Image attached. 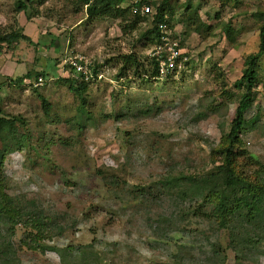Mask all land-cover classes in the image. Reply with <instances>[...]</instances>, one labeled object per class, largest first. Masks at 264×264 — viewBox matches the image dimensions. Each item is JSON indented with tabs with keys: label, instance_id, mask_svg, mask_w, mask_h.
<instances>
[{
	"label": "rangeland",
	"instance_id": "obj_1",
	"mask_svg": "<svg viewBox=\"0 0 264 264\" xmlns=\"http://www.w3.org/2000/svg\"><path fill=\"white\" fill-rule=\"evenodd\" d=\"M19 1L0 0V35L20 30L31 38L0 52L2 113L20 118L18 134L27 137L7 141L4 192L27 212L34 201L49 230L35 251L21 225L0 222V264H264V251L236 260L195 179L221 160L241 94L234 84L259 49L264 0L171 1L170 36L183 60L158 80L120 74L119 58L135 54L150 69L151 18L139 10L149 5L134 4L162 0H125V20L89 19L77 0H36L38 14L19 12ZM75 57L93 74L86 118L61 81ZM43 72L46 79L37 77ZM247 120L239 153L252 176L264 166V57Z\"/></svg>",
	"mask_w": 264,
	"mask_h": 264
},
{
	"label": "trees",
	"instance_id": "obj_2",
	"mask_svg": "<svg viewBox=\"0 0 264 264\" xmlns=\"http://www.w3.org/2000/svg\"><path fill=\"white\" fill-rule=\"evenodd\" d=\"M77 1L84 7H87L86 15L89 19L106 17L125 20L131 13V7H122L125 0ZM171 1L173 0H162L159 2L143 1L134 4L135 7L140 8L146 3L152 9V12L145 18L148 21L151 18L152 24V28L145 34V39H149L155 45V49L162 43V34L159 26L165 24L168 27V31L172 32L174 30L172 21L175 12L170 4ZM227 1L230 2L232 0ZM35 2L36 0L19 1L17 3L18 11L26 13L32 10L34 14H38L36 12L37 10H34L33 3ZM141 19V16L138 14L133 30H137L136 24H140ZM209 29L211 30V27ZM226 32H231V28L227 27ZM259 37L260 44L258 51L246 58L243 75L234 84L235 89L241 94L239 96V104L236 109L235 118L230 124L228 134H224L219 147L221 155L219 165L211 173L195 178L197 185L203 191L205 202L213 207L207 213V217L217 222L220 228L228 233L230 240L229 249L236 253V260L238 262L243 261L247 255L264 251V166H260V169L254 175L248 176L241 170L242 164L240 158L245 157V155L242 156L239 153V149L242 148L241 133L247 124V115L254 107L256 91L260 83V64L264 57V21L260 28ZM21 39L31 41V38L23 34L20 30H14L0 35V52L3 50V45H12ZM56 41L53 40L51 45L54 47L57 46ZM119 62L121 64L120 74L134 71L135 75H138L139 78L144 80H158L162 76L160 61L157 57L152 59L149 65L150 69L147 70L144 69L145 65L141 64L135 54L120 56ZM69 67L71 73L67 78L61 79V81L78 98L80 102L77 110L79 117H89L86 108L88 105L86 95L90 82H86L83 77H80L81 75L77 74L75 68ZM142 67L143 71L140 72L139 70ZM93 73L94 77L97 78V67L93 69ZM34 75L36 74L32 72L28 73L19 80H13V83L22 84L27 79L33 78ZM37 77L46 79L47 73L43 72L38 74ZM44 104L48 106L46 101H44ZM16 120L17 122L21 121L20 118L11 120L4 117L0 105V222L6 225L12 224L13 228L21 225L25 233H29L28 241L26 240L25 244L28 245V248L37 251L38 241L40 239L43 240L44 235L49 230L44 220V210L41 207L38 208L36 203L32 201L30 203H34L35 206H32L35 208L29 206V209L35 211L27 212L26 208L22 205V201L14 199L4 192L5 178L3 175V167L7 151H11V149H7L9 146V142L7 141L12 140L11 143H17L19 145L23 141H27V137L24 134L19 136L20 132L18 134ZM7 144L8 146L6 147ZM250 161L253 162V160ZM248 167L250 166L248 165ZM9 248L10 246H7L4 250ZM216 253L217 256L221 255L220 251ZM224 258L225 254L223 255Z\"/></svg>",
	"mask_w": 264,
	"mask_h": 264
},
{
	"label": "built area",
	"instance_id": "obj_3",
	"mask_svg": "<svg viewBox=\"0 0 264 264\" xmlns=\"http://www.w3.org/2000/svg\"><path fill=\"white\" fill-rule=\"evenodd\" d=\"M139 10L143 15L152 12L149 6H142ZM136 11L138 12L137 9ZM159 29L162 34V43L156 47L154 57H157L160 61L161 75H168L178 69L179 63L183 60V54L179 49V44L171 38L168 27L165 24H161ZM83 61L75 57L72 59L71 65L86 82H89L92 77V72L90 65Z\"/></svg>",
	"mask_w": 264,
	"mask_h": 264
}]
</instances>
